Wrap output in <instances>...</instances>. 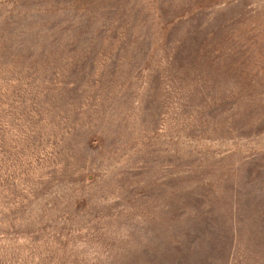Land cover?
<instances>
[{
  "label": "rangeland",
  "instance_id": "obj_1",
  "mask_svg": "<svg viewBox=\"0 0 264 264\" xmlns=\"http://www.w3.org/2000/svg\"><path fill=\"white\" fill-rule=\"evenodd\" d=\"M0 264H264V0H0Z\"/></svg>",
  "mask_w": 264,
  "mask_h": 264
}]
</instances>
